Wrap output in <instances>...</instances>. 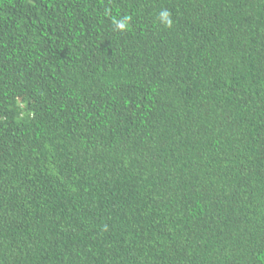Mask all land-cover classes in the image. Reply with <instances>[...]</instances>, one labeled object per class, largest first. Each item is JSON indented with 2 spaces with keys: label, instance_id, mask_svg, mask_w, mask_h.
<instances>
[{
  "label": "trees",
  "instance_id": "obj_1",
  "mask_svg": "<svg viewBox=\"0 0 264 264\" xmlns=\"http://www.w3.org/2000/svg\"><path fill=\"white\" fill-rule=\"evenodd\" d=\"M0 264H264V0H0Z\"/></svg>",
  "mask_w": 264,
  "mask_h": 264
},
{
  "label": "clouds",
  "instance_id": "obj_2",
  "mask_svg": "<svg viewBox=\"0 0 264 264\" xmlns=\"http://www.w3.org/2000/svg\"><path fill=\"white\" fill-rule=\"evenodd\" d=\"M160 16L165 20V22L170 26L171 25V19L170 13L167 10H164L160 13ZM125 25L123 23H120L118 27L123 28Z\"/></svg>",
  "mask_w": 264,
  "mask_h": 264
}]
</instances>
